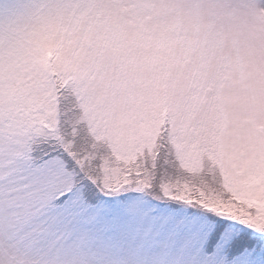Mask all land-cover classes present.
Instances as JSON below:
<instances>
[{"label":"snow or ice","instance_id":"6c2138e0","mask_svg":"<svg viewBox=\"0 0 264 264\" xmlns=\"http://www.w3.org/2000/svg\"><path fill=\"white\" fill-rule=\"evenodd\" d=\"M231 8L0 0V264H264V69L223 56Z\"/></svg>","mask_w":264,"mask_h":264},{"label":"clouds","instance_id":"9594fccd","mask_svg":"<svg viewBox=\"0 0 264 264\" xmlns=\"http://www.w3.org/2000/svg\"><path fill=\"white\" fill-rule=\"evenodd\" d=\"M220 2L232 5L219 28L223 56L228 58L239 50L253 70L264 69V12L245 10L244 6L249 0ZM233 12L237 13L235 17L232 16Z\"/></svg>","mask_w":264,"mask_h":264}]
</instances>
